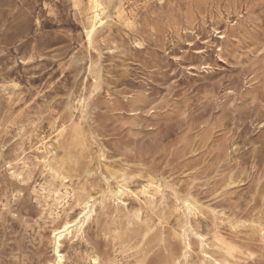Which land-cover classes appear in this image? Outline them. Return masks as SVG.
I'll list each match as a JSON object with an SVG mask.
<instances>
[{"label":"rangeland","instance_id":"374dc122","mask_svg":"<svg viewBox=\"0 0 264 264\" xmlns=\"http://www.w3.org/2000/svg\"><path fill=\"white\" fill-rule=\"evenodd\" d=\"M88 3L0 0V264H264V0Z\"/></svg>","mask_w":264,"mask_h":264},{"label":"bare ground","instance_id":"6f19581e","mask_svg":"<svg viewBox=\"0 0 264 264\" xmlns=\"http://www.w3.org/2000/svg\"><path fill=\"white\" fill-rule=\"evenodd\" d=\"M119 13L122 14L123 11L120 10ZM103 14H104V5L102 3V0H89L88 6H87V18H86V21H87L86 37L89 43L91 42V39L96 33V31L98 30V28H100L103 25V18H102ZM159 191H160V187L156 185L155 182L153 181H148L146 184L142 185L138 192L132 191L129 188V186L126 184H118L117 186V193L119 194L120 197H123L129 194L134 197H137L140 201H141V198H144V200L150 199L154 194L159 193ZM56 195L60 197L62 196L60 192H56ZM63 196L67 198L69 196V193L66 192ZM90 206L91 205L89 204V202H86L84 210H83L85 212L81 215V219L72 220L71 217H67L68 219L66 220V222L59 229L55 230V233L56 234L58 233L59 235L58 241H56L57 247L55 249L56 254L59 257V264H62L63 260L65 259V256L62 254V250H61L63 246V241L66 239L70 240L78 236L79 233L83 230L84 225L91 220L93 213L95 212V209L93 210V213L91 215ZM189 207L192 212L197 213V209L191 203H189ZM179 210L180 209H178V212ZM134 216L137 219H139L140 211L135 210ZM57 218L58 219L60 218L59 214ZM83 218H84L83 224L78 226L76 222L77 221L81 222ZM183 233H184V230L181 229V232H180L181 238L185 236V234L183 235ZM197 236L199 239L206 241V237L204 235L197 233ZM183 239L185 240V237ZM187 239H188V251L189 253H191L193 251V246L190 240V236ZM178 263L179 262H177V264Z\"/></svg>","mask_w":264,"mask_h":264},{"label":"snow or ice","instance_id":"6c2138e0","mask_svg":"<svg viewBox=\"0 0 264 264\" xmlns=\"http://www.w3.org/2000/svg\"><path fill=\"white\" fill-rule=\"evenodd\" d=\"M9 167H11V165H9Z\"/></svg>","mask_w":264,"mask_h":264}]
</instances>
